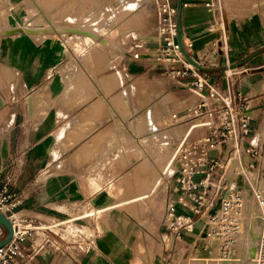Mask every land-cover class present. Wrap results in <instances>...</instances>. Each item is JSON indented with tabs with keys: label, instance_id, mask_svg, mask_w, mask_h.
I'll use <instances>...</instances> for the list:
<instances>
[{
	"label": "crops",
	"instance_id": "crops-1",
	"mask_svg": "<svg viewBox=\"0 0 264 264\" xmlns=\"http://www.w3.org/2000/svg\"><path fill=\"white\" fill-rule=\"evenodd\" d=\"M9 2L0 13V185L18 202L13 212L38 223L96 212L77 222L95 238L84 264H152L147 237L161 246L157 261L158 209L173 183L165 175L167 141L175 147L203 133L183 135L188 124L180 121L197 96L170 75L181 63L154 52L155 15L147 8L143 25L129 17L60 19L37 0ZM236 2L226 37L202 3L182 8L180 26L187 52L204 67L257 53L230 79L226 71L202 73L254 97L261 118L264 71H253L264 69V23L256 14L232 15ZM34 243L23 244L15 264H67L49 251L28 259Z\"/></svg>",
	"mask_w": 264,
	"mask_h": 264
},
{
	"label": "built area",
	"instance_id": "built-area-1",
	"mask_svg": "<svg viewBox=\"0 0 264 264\" xmlns=\"http://www.w3.org/2000/svg\"><path fill=\"white\" fill-rule=\"evenodd\" d=\"M188 1L182 0L181 8L187 7ZM232 3L233 0H204L213 14V27L223 26V31L219 29L222 35L225 24L231 20L227 16ZM145 4L156 18L154 52L181 63L179 69L170 70V75L184 80V85L197 96L183 114L188 117L180 122L189 125L188 132L203 131L193 140H187L186 136L175 146L174 171L170 176L173 183L168 187L160 218L162 253L152 264H203L213 258L225 264L231 257L246 203L253 206L260 226L255 264H264V112L259 118L253 113L254 97H248L233 84L223 89L211 83L185 59L183 51L192 45L184 39L181 44L177 42L178 9L173 0H146ZM216 50L222 51L217 46ZM233 71L226 70L229 79L234 76ZM13 200L8 187L0 185V214L12 226L10 241L0 247V264L22 260V246L30 239L35 243L28 259L49 251L57 262L84 264V257L94 251V235L77 222L96 212L38 223L17 216L13 210L18 202ZM200 221L204 226L198 230ZM197 232L202 242L194 240ZM5 235L0 225V240ZM186 237L192 241L181 244ZM188 247L196 258L184 257ZM216 247L219 251L213 252L212 257V249Z\"/></svg>",
	"mask_w": 264,
	"mask_h": 264
},
{
	"label": "rangeland",
	"instance_id": "rangeland-1",
	"mask_svg": "<svg viewBox=\"0 0 264 264\" xmlns=\"http://www.w3.org/2000/svg\"><path fill=\"white\" fill-rule=\"evenodd\" d=\"M9 1L10 0H0V13L2 12L3 9L6 10V7L10 6ZM37 2L40 6V10H42L43 13L47 14L51 10H54L53 12H51V14H53V15H51L52 18H60V19L61 18H75V17H83V18H89V19L129 17L132 21H136V22L141 23L143 25V23H146L145 21L147 20L146 17L148 14L147 10H146L147 7L145 4L146 0H37ZM194 2L204 4V0H190V1H188L189 4L194 3ZM142 3H143V5L140 7V5ZM173 3L176 4L177 0H173ZM240 3H242L243 5H241ZM115 4L120 5L119 10H112L111 9V7H113V5H115ZM129 4H131V5H129ZM6 11H8V10H6ZM208 11H209V9H208ZM210 14H211V12H210ZM231 14L234 16H237L239 19L243 18L245 15L256 14L257 16H259L261 18L262 23H264V0H237L235 7L231 10ZM216 29H221L223 31V26L221 24H216ZM149 30H150V32L151 31L153 32L151 26L149 27ZM260 71H264V69H258V70H255L253 72H260ZM188 126L189 125H187V126H185V128H183V135L187 132ZM195 134H196V132H194V130H193L190 133L188 139H191L193 136H195ZM167 147L168 148L166 149V159H167L168 165L166 168L167 172L165 175H167V177L169 178L171 173H173V171H174V165L172 162V158H173L175 147L169 143V140L167 141ZM163 209H164V206L162 204V206H160L158 209L159 215L162 214ZM251 212L252 211H249V212L244 211V213L242 214V217L240 218V222H241V219H243L244 220V221L242 220L243 223L247 224L246 221H247V218L249 219V217H250L249 215L251 214ZM253 212H254L253 218H255L254 220L257 223L258 222L257 221V213L254 210H253ZM247 214H248V216H247ZM197 225L199 226L198 230H200L201 228H203L204 222L200 221ZM247 230L248 229L246 226H245V228H243V226H241V229L238 230V235H237L236 241H239L241 239L243 240L244 235H245V231H247ZM147 240L149 242L148 246L150 248L149 249L150 262L152 263L155 261L154 260L155 256L161 252V246L157 245L155 240H153L152 238L150 239L147 237ZM194 240L197 241L198 243H199V241H201L199 232H197L194 235ZM256 240H257V238H256ZM256 240H255V244H256ZM234 245L237 246L236 244H234ZM217 246H218V244H217ZM189 248L190 247H188V250L186 251V254L184 257L187 259H191L193 257L196 258L194 255H192L190 253L191 251L189 250ZM237 251H238V248L232 246L231 257H228L227 260H230L232 258V256L234 255L233 253L237 252ZM245 252H246V247L241 252L242 254L240 255V261L238 264H254L253 261H247L246 263H244L242 261V259L245 256ZM216 253H218V252L216 251ZM214 260H216V259L213 258V259L209 260V263L210 262H211L210 264H213V262H214V264H221L222 263V262H217ZM209 263L207 261V262H204L203 264H209Z\"/></svg>",
	"mask_w": 264,
	"mask_h": 264
},
{
	"label": "bare ground",
	"instance_id": "bare-ground-1",
	"mask_svg": "<svg viewBox=\"0 0 264 264\" xmlns=\"http://www.w3.org/2000/svg\"><path fill=\"white\" fill-rule=\"evenodd\" d=\"M253 210H254L253 209V206L250 207L246 203V206H245V208H244L243 211H247V212L252 211L253 212ZM252 212H251L252 215L251 214L249 215L250 216L249 219L245 216L247 218V221H246L247 224H244L243 223V221H244L243 219H241V222H239L238 230L241 229V226H243V228H245V226H246L248 230L245 231V235H244L243 240L241 239L239 241H236L238 232L235 235L236 239H235V243L234 244H236L237 246L234 245V247H237L238 248V251L237 252H234L233 253L234 255L232 254L233 256H232V258L230 260H228L226 262L227 264H238L239 261H240V255L242 254L241 252H242V250L245 249V247H246V252H245V256L242 259V261L244 263H246L247 261H253L254 264H255V255H256V244H255V240H256V238L258 240V237H259V234H260V226H259L258 222L257 223L255 222V220H254L255 218H253L254 212L253 213ZM247 216H248V214H247ZM257 240H256V243H257ZM217 250L218 249H216V250L212 249V255H211L212 257H214L213 256V252H215ZM206 253L207 252H205L204 254H206ZM214 261H216V260H214ZM208 263H209V261H208ZM213 264H214V262H213Z\"/></svg>",
	"mask_w": 264,
	"mask_h": 264
},
{
	"label": "water",
	"instance_id": "water-1",
	"mask_svg": "<svg viewBox=\"0 0 264 264\" xmlns=\"http://www.w3.org/2000/svg\"><path fill=\"white\" fill-rule=\"evenodd\" d=\"M181 2L182 0H178L177 2V9H178V33H177V42L179 44H181V41L183 39V33H182V30H181V26H180V14H181ZM183 54H184V57L187 59V61L189 63H191L194 67H196L198 70H200L201 72H204V73H209V72H217V71H226V70H232V69H236V68H239L241 67L242 65L246 64L247 62H249L252 58H254L257 53H252L246 57H244L243 59L235 62V63H232L230 65H225V66H219V67H215V68H207V67H204L202 65H199L198 63H196L194 61V59L189 55V53L187 51H183ZM0 225L5 229V232H6V235L5 237L0 240V247L4 246L5 244H7L11 237H12V226H11V223L8 221V219L0 214Z\"/></svg>",
	"mask_w": 264,
	"mask_h": 264
}]
</instances>
